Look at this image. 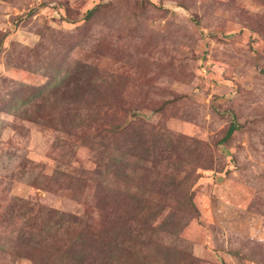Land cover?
<instances>
[{
	"label": "rangeland",
	"instance_id": "obj_1",
	"mask_svg": "<svg viewBox=\"0 0 264 264\" xmlns=\"http://www.w3.org/2000/svg\"><path fill=\"white\" fill-rule=\"evenodd\" d=\"M0 264H264V0H0Z\"/></svg>",
	"mask_w": 264,
	"mask_h": 264
},
{
	"label": "trees",
	"instance_id": "obj_2",
	"mask_svg": "<svg viewBox=\"0 0 264 264\" xmlns=\"http://www.w3.org/2000/svg\"><path fill=\"white\" fill-rule=\"evenodd\" d=\"M95 12V10H91L88 12V16L90 17L93 15V13ZM238 130V125L236 123H232L231 126L229 127L225 137L221 140L222 144L223 143H228L231 140V137L233 136V134Z\"/></svg>",
	"mask_w": 264,
	"mask_h": 264
}]
</instances>
